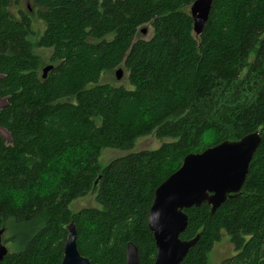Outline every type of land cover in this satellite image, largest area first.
<instances>
[{"label": "trees", "instance_id": "obj_1", "mask_svg": "<svg viewBox=\"0 0 264 264\" xmlns=\"http://www.w3.org/2000/svg\"><path fill=\"white\" fill-rule=\"evenodd\" d=\"M193 1L0 0V264H59L70 223L88 264H126L128 241L152 264L155 188L187 153L256 129L240 190L184 209L179 237L200 238L179 264H208L222 234L234 253L220 264H264V0H211L198 36ZM116 67L130 87L100 82ZM150 134L157 148L132 150ZM105 148L128 152L101 166ZM89 192L100 208H69Z\"/></svg>", "mask_w": 264, "mask_h": 264}, {"label": "water", "instance_id": "obj_2", "mask_svg": "<svg viewBox=\"0 0 264 264\" xmlns=\"http://www.w3.org/2000/svg\"><path fill=\"white\" fill-rule=\"evenodd\" d=\"M211 0H194L190 7L192 29L198 36L206 23ZM146 27L141 29L145 33ZM52 67L42 68V77ZM122 69L115 70L120 78ZM261 141L260 129L244 134L238 139H223L198 152L184 155L180 166L170 173L154 190L147 212L148 228L155 242L156 255L152 264H179L190 247L200 238V231L189 239L180 233L187 225L184 209L206 202L214 212L225 200L237 193L246 177L249 162ZM68 235L63 244L59 264H88L76 245V228L66 226ZM0 229V262L8 251ZM126 264H140L137 247L132 241L126 244Z\"/></svg>", "mask_w": 264, "mask_h": 264}, {"label": "rangeland", "instance_id": "obj_3", "mask_svg": "<svg viewBox=\"0 0 264 264\" xmlns=\"http://www.w3.org/2000/svg\"><path fill=\"white\" fill-rule=\"evenodd\" d=\"M18 8L21 9H29L31 8V0H20L19 4H12V7L10 10L12 12H16ZM34 20V26L36 29V26L41 31L42 30V24L40 21L33 15L32 16ZM148 29L145 31V33H140L141 37H148L151 34V27L146 26ZM43 53H47V49L40 50ZM252 58V57H251ZM121 67V66H120ZM118 67H116L117 69ZM111 71H105L100 76V82L101 83H109L112 85H123L126 87H130V84L126 78V73L124 71V68L122 69V74L119 79L115 76V70ZM4 100L0 99V104L3 103ZM0 134L6 138L8 137V134L5 130L0 128ZM161 141L156 138L153 134L147 135V136H141L139 137L134 144L133 151L141 150V149H154L157 148L160 145ZM128 151H123L115 148H105L101 151L99 156V163L101 166L106 165L112 158H115L117 156L126 154ZM75 154V151H71L68 155L73 156ZM65 161L58 159L56 161V169L53 171V174H50L49 178L51 177L50 181H53L57 179L58 177V170L59 167L64 163ZM83 207H99L100 205L95 201V193L89 192L84 196L78 197L75 200H73L69 204V208L73 211L79 210ZM6 234L2 233V240L8 246V242L5 241ZM234 253L233 245L230 243L228 236L226 234H222L221 239L213 244L212 249L209 252L208 255V264H220L222 260L230 257Z\"/></svg>", "mask_w": 264, "mask_h": 264}, {"label": "snow or ice", "instance_id": "obj_4", "mask_svg": "<svg viewBox=\"0 0 264 264\" xmlns=\"http://www.w3.org/2000/svg\"><path fill=\"white\" fill-rule=\"evenodd\" d=\"M6 195H12L11 193H6L3 189H0V198H3Z\"/></svg>", "mask_w": 264, "mask_h": 264}]
</instances>
